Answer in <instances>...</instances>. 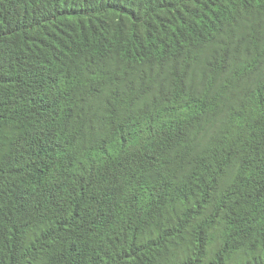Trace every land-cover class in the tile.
I'll use <instances>...</instances> for the list:
<instances>
[{"label": "trees", "instance_id": "trees-1", "mask_svg": "<svg viewBox=\"0 0 264 264\" xmlns=\"http://www.w3.org/2000/svg\"><path fill=\"white\" fill-rule=\"evenodd\" d=\"M0 264H264V0H0Z\"/></svg>", "mask_w": 264, "mask_h": 264}, {"label": "clouds", "instance_id": "clouds-1", "mask_svg": "<svg viewBox=\"0 0 264 264\" xmlns=\"http://www.w3.org/2000/svg\"><path fill=\"white\" fill-rule=\"evenodd\" d=\"M166 150H168V151H171V152H173V150L169 147V145H167L166 147H164Z\"/></svg>", "mask_w": 264, "mask_h": 264}]
</instances>
